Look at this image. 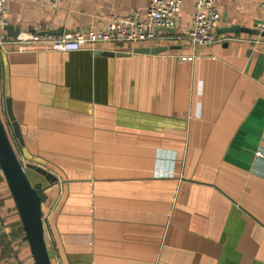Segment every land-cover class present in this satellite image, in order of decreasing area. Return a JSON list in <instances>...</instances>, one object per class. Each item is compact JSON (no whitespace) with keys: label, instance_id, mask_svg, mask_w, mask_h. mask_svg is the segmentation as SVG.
Wrapping results in <instances>:
<instances>
[{"label":"crops","instance_id":"1","mask_svg":"<svg viewBox=\"0 0 264 264\" xmlns=\"http://www.w3.org/2000/svg\"><path fill=\"white\" fill-rule=\"evenodd\" d=\"M149 1L63 0L52 8L6 0L5 33L45 41L0 50V114L19 160L57 179L29 176L45 195L50 262L264 264L260 0H218L210 46L187 38L194 9L186 1L179 27L153 29V41L50 49L48 41L99 31ZM0 177V264H34Z\"/></svg>","mask_w":264,"mask_h":264},{"label":"built area","instance_id":"2","mask_svg":"<svg viewBox=\"0 0 264 264\" xmlns=\"http://www.w3.org/2000/svg\"><path fill=\"white\" fill-rule=\"evenodd\" d=\"M37 1V0H30ZM50 7L55 8L63 0H44ZM186 1L193 4L194 13L191 23L186 30V36L193 46H210L214 43V29L220 21L216 7L218 0H150L143 9H137L130 14L112 17L104 28L99 31H89L84 36H66L48 41L50 49L57 53H70L83 49L93 50L101 43L136 44L153 41L156 34L153 29L171 31L179 27L182 6ZM6 0H0V50L11 52L26 46L44 43L38 34L19 33L9 37L5 31L3 14ZM262 20L257 30L264 33V0H260ZM191 59V58H190ZM181 58L179 61L184 62Z\"/></svg>","mask_w":264,"mask_h":264},{"label":"water","instance_id":"3","mask_svg":"<svg viewBox=\"0 0 264 264\" xmlns=\"http://www.w3.org/2000/svg\"><path fill=\"white\" fill-rule=\"evenodd\" d=\"M5 29L10 32L12 30L11 27H6ZM254 34H258L257 31H254ZM162 50L163 49L161 48H141L137 49L136 52L157 54ZM119 55L123 56V54ZM5 107L14 136L22 145L23 142L20 128L13 116L11 101L9 99L5 101ZM0 169L14 201L34 264H51L44 239L43 214L41 206L45 201V195L43 194L42 183L38 182L36 184H32L27 177L26 171L30 170L40 175L49 185L54 184L57 179L46 170L33 164H24L17 158L1 117Z\"/></svg>","mask_w":264,"mask_h":264},{"label":"trees","instance_id":"4","mask_svg":"<svg viewBox=\"0 0 264 264\" xmlns=\"http://www.w3.org/2000/svg\"><path fill=\"white\" fill-rule=\"evenodd\" d=\"M0 117H1V114H0ZM2 120V119H1ZM3 122V121H2ZM4 124V123H3ZM5 126V125H4ZM5 129H6V131H7V135H8V137H9V140H10V142H11V145H12V147H13V150L15 151V154H16V156H17V158H19L18 157V153L16 152V150H15V148H14V146H13V144H12V141H11V139H10V136H9V131H8V128L5 126ZM0 172H1V169H0ZM26 174H27V177L29 178V176H30V174H31V171L30 170H27L26 171ZM1 177H0V181H1ZM29 180H30V178H29ZM31 182V181H30ZM32 183V182H31ZM33 184V183H32ZM2 206V200L0 201V207ZM23 229V228H22ZM23 232H24V230H23Z\"/></svg>","mask_w":264,"mask_h":264},{"label":"rangeland","instance_id":"5","mask_svg":"<svg viewBox=\"0 0 264 264\" xmlns=\"http://www.w3.org/2000/svg\"><path fill=\"white\" fill-rule=\"evenodd\" d=\"M4 122V121H3ZM4 125H5V123H4ZM13 144V146H14V148H15V150L17 151V147H16V143H12ZM19 159V158H18ZM8 189V188H7ZM45 202V201H44ZM43 202V203H44Z\"/></svg>","mask_w":264,"mask_h":264}]
</instances>
